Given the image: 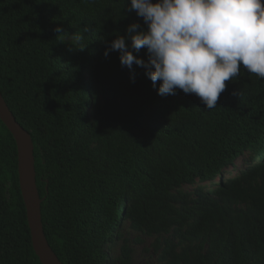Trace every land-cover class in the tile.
I'll use <instances>...</instances> for the list:
<instances>
[{
    "label": "trees",
    "instance_id": "trees-1",
    "mask_svg": "<svg viewBox=\"0 0 264 264\" xmlns=\"http://www.w3.org/2000/svg\"><path fill=\"white\" fill-rule=\"evenodd\" d=\"M130 4L0 0V92L34 142L51 247L63 264H134L126 222L160 264H264V79L241 65L214 109L158 95L143 68L104 55L147 27ZM0 264H42L1 119Z\"/></svg>",
    "mask_w": 264,
    "mask_h": 264
},
{
    "label": "clouds",
    "instance_id": "clouds-1",
    "mask_svg": "<svg viewBox=\"0 0 264 264\" xmlns=\"http://www.w3.org/2000/svg\"><path fill=\"white\" fill-rule=\"evenodd\" d=\"M129 11L147 27L133 22L104 55L118 51L122 66L143 68L154 88L159 82L158 95L180 89L214 109L241 65L264 79V0H131ZM141 49L147 60L137 55Z\"/></svg>",
    "mask_w": 264,
    "mask_h": 264
},
{
    "label": "water",
    "instance_id": "water-1",
    "mask_svg": "<svg viewBox=\"0 0 264 264\" xmlns=\"http://www.w3.org/2000/svg\"><path fill=\"white\" fill-rule=\"evenodd\" d=\"M0 119L13 134L18 149L20 187L26 205L32 243L42 264H63L51 247L42 220V199L37 187L34 142L31 134L17 121L0 92Z\"/></svg>",
    "mask_w": 264,
    "mask_h": 264
},
{
    "label": "rangeland",
    "instance_id": "rangeland-1",
    "mask_svg": "<svg viewBox=\"0 0 264 264\" xmlns=\"http://www.w3.org/2000/svg\"><path fill=\"white\" fill-rule=\"evenodd\" d=\"M122 232H124V234L129 238L130 243L134 247V264H160L158 262V255L155 254L152 247L154 238L132 231L126 222H124ZM136 238H141L142 242H134L133 240ZM122 243V241H117L116 245L113 246L111 251L113 257L118 256L120 253Z\"/></svg>",
    "mask_w": 264,
    "mask_h": 264
}]
</instances>
